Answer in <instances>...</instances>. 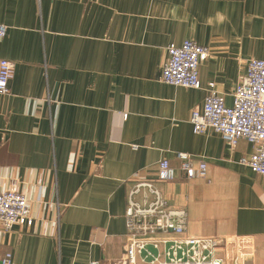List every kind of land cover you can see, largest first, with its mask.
Listing matches in <instances>:
<instances>
[{
  "label": "crops",
  "instance_id": "obj_1",
  "mask_svg": "<svg viewBox=\"0 0 264 264\" xmlns=\"http://www.w3.org/2000/svg\"><path fill=\"white\" fill-rule=\"evenodd\" d=\"M0 190L15 183L33 223L0 225V264H117L137 179L187 213L193 235H246L244 264H264V176L237 163L252 147L194 133L211 82L229 103L245 62L264 59V0H0ZM208 48L199 88L158 80L170 43ZM182 152L203 177L179 169ZM175 169L156 180L157 163Z\"/></svg>",
  "mask_w": 264,
  "mask_h": 264
},
{
  "label": "built area",
  "instance_id": "obj_2",
  "mask_svg": "<svg viewBox=\"0 0 264 264\" xmlns=\"http://www.w3.org/2000/svg\"><path fill=\"white\" fill-rule=\"evenodd\" d=\"M5 32L6 27L0 24V37ZM207 56L208 48L194 40L170 43L158 80L173 86L199 88V63ZM13 67L12 61L0 59V94L11 93ZM189 123L194 133L211 131L229 146L238 139L250 143L251 151L238 157L237 163L264 176V59L251 58L245 62L229 103H225L211 82L207 83L202 105L190 112ZM177 157L179 169L187 178L204 176L203 161L194 163L182 152ZM174 178L175 169L166 158L160 159L156 180ZM124 222L123 252L117 264H244V257L251 253L250 238L246 235L189 234L185 208L170 205L151 179H137L128 189ZM32 223L28 200L15 183L0 190L2 229L6 232L14 225ZM10 260V252L1 259L4 264ZM87 264L98 262L90 260Z\"/></svg>",
  "mask_w": 264,
  "mask_h": 264
},
{
  "label": "rangeland",
  "instance_id": "obj_3",
  "mask_svg": "<svg viewBox=\"0 0 264 264\" xmlns=\"http://www.w3.org/2000/svg\"><path fill=\"white\" fill-rule=\"evenodd\" d=\"M160 247H161V245H160Z\"/></svg>",
  "mask_w": 264,
  "mask_h": 264
}]
</instances>
